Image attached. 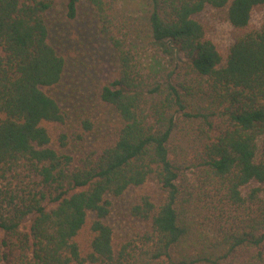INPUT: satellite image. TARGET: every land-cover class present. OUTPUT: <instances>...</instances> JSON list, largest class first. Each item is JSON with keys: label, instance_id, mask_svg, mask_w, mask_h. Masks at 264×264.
<instances>
[{"label": "trees", "instance_id": "1", "mask_svg": "<svg viewBox=\"0 0 264 264\" xmlns=\"http://www.w3.org/2000/svg\"><path fill=\"white\" fill-rule=\"evenodd\" d=\"M61 1L115 54V131L90 145L96 122L54 92ZM136 190L120 235L115 199ZM0 264H264V0H0Z\"/></svg>", "mask_w": 264, "mask_h": 264}, {"label": "rangeland", "instance_id": "2", "mask_svg": "<svg viewBox=\"0 0 264 264\" xmlns=\"http://www.w3.org/2000/svg\"><path fill=\"white\" fill-rule=\"evenodd\" d=\"M261 19L262 12H256L255 24H259ZM202 20L211 26V36L220 48L227 50L234 40L232 25L213 8L202 14ZM48 21L51 42L67 60L64 80L54 92L73 122L88 117L98 125L84 144L99 142L112 135L116 126L114 110L99 100L103 80L115 69L114 50L98 32L97 21L88 6L80 9L77 18L69 19L63 1L58 2L49 12ZM142 191H130L123 198L115 199L116 210L112 220L120 235L131 224L127 214L130 202Z\"/></svg>", "mask_w": 264, "mask_h": 264}]
</instances>
